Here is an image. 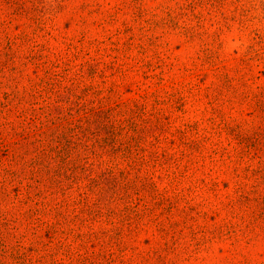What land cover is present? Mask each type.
Returning <instances> with one entry per match:
<instances>
[{
	"label": "rangeland",
	"instance_id": "374dc122",
	"mask_svg": "<svg viewBox=\"0 0 264 264\" xmlns=\"http://www.w3.org/2000/svg\"><path fill=\"white\" fill-rule=\"evenodd\" d=\"M0 264H264V0H0Z\"/></svg>",
	"mask_w": 264,
	"mask_h": 264
}]
</instances>
